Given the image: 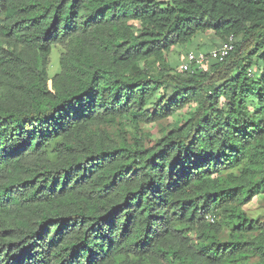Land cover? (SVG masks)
<instances>
[{
    "label": "trees",
    "instance_id": "16d2710c",
    "mask_svg": "<svg viewBox=\"0 0 264 264\" xmlns=\"http://www.w3.org/2000/svg\"><path fill=\"white\" fill-rule=\"evenodd\" d=\"M259 195L264 0H0V264H264Z\"/></svg>",
    "mask_w": 264,
    "mask_h": 264
},
{
    "label": "rangeland",
    "instance_id": "374dc122",
    "mask_svg": "<svg viewBox=\"0 0 264 264\" xmlns=\"http://www.w3.org/2000/svg\"><path fill=\"white\" fill-rule=\"evenodd\" d=\"M201 37V36H200ZM199 37V38H200ZM205 40H211V41H215V42H220V40L218 38H216L211 32H207L204 36L202 35V38L200 39H197L196 41L194 40V42L192 43V45L189 46L190 50H199L201 51L202 48L199 47V43L200 42H203ZM207 46V45H206ZM214 47L210 46V47H207L206 49L208 50H211L213 49ZM216 48V47H215ZM178 51H180V53L176 52L175 54V57H181V54H182V50L181 49H177ZM61 53V47H56L54 48L53 50V53H52V57H51V66H50V72L53 73L57 70L58 68V64H59V55ZM180 113L174 115V116H171L168 118V121H173L174 119H180ZM145 129L147 130H150L152 131V137L151 139H156L157 136H159V133H158V126L155 127L153 125H146L145 126ZM244 208L246 209V211L256 217V216H259V215H264V195H259L257 196L256 198H254L253 200H251L249 203H247L246 205H244Z\"/></svg>",
    "mask_w": 264,
    "mask_h": 264
},
{
    "label": "built area",
    "instance_id": "2783aa9c",
    "mask_svg": "<svg viewBox=\"0 0 264 264\" xmlns=\"http://www.w3.org/2000/svg\"><path fill=\"white\" fill-rule=\"evenodd\" d=\"M234 40V36L230 35L228 40L221 43L218 48L210 51L209 55L204 51L190 50L186 60L180 64V69L189 70L193 64L202 66L208 57L223 60L234 49Z\"/></svg>",
    "mask_w": 264,
    "mask_h": 264
},
{
    "label": "crops",
    "instance_id": "0c3cea01",
    "mask_svg": "<svg viewBox=\"0 0 264 264\" xmlns=\"http://www.w3.org/2000/svg\"><path fill=\"white\" fill-rule=\"evenodd\" d=\"M177 58V57H176Z\"/></svg>",
    "mask_w": 264,
    "mask_h": 264
}]
</instances>
